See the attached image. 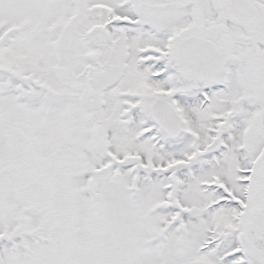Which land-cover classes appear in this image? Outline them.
Segmentation results:
<instances>
[{
    "label": "snow or ice",
    "instance_id": "obj_1",
    "mask_svg": "<svg viewBox=\"0 0 264 264\" xmlns=\"http://www.w3.org/2000/svg\"><path fill=\"white\" fill-rule=\"evenodd\" d=\"M0 264H264V0H0Z\"/></svg>",
    "mask_w": 264,
    "mask_h": 264
}]
</instances>
